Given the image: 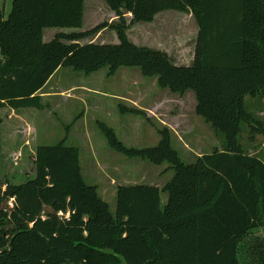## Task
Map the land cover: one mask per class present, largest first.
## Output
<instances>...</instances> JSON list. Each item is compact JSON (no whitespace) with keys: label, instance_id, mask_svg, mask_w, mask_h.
<instances>
[{"label":"trees","instance_id":"1","mask_svg":"<svg viewBox=\"0 0 264 264\" xmlns=\"http://www.w3.org/2000/svg\"><path fill=\"white\" fill-rule=\"evenodd\" d=\"M104 1L118 21L77 31L85 0H13L7 17L0 0V127L3 108L43 109L40 92L61 67L90 74L108 66L109 75L139 67L144 76H157L161 88L193 91L196 113L224 134L225 148L186 163L168 126L158 129L157 145L135 148L99 123L114 150L174 171L162 189L120 186L112 212L85 181L77 146L64 140L39 146L36 176L0 185V264H264V251L253 262L240 258L241 244L264 227V160L239 142L243 123L264 133V121L254 120L245 101L264 93V0ZM166 10L190 12L198 23L191 65L127 35L133 23L152 22ZM47 28L73 31L46 42ZM105 28L117 32L118 43L80 42ZM162 191L168 193L163 208Z\"/></svg>","mask_w":264,"mask_h":264},{"label":"rangeland","instance_id":"2","mask_svg":"<svg viewBox=\"0 0 264 264\" xmlns=\"http://www.w3.org/2000/svg\"><path fill=\"white\" fill-rule=\"evenodd\" d=\"M85 1L83 25L77 31L96 26L97 15L93 12L100 11L97 6L103 8L104 0ZM1 3L7 17L13 0H1ZM58 31L71 32L73 29L47 28L44 41L53 39ZM176 38L184 45L189 44L188 52L193 51L189 41L192 36ZM80 42L112 44L119 39L110 31L103 35L99 32ZM41 95L43 109L1 110L0 185L4 189L7 184H21L34 178L38 147L62 140L79 148L85 181L97 186L99 195L109 203L112 212L116 210L120 186L145 184L162 189L174 174L170 165L154 164L140 157L129 158L114 150L99 127L101 122L111 127L124 145L135 148L157 145L161 139L158 129L168 126L173 131V146L186 163H193L204 153L225 148L224 134L196 113L197 98L193 91L180 95L161 88L157 76H144L139 67L124 66L114 75H109L108 66L90 74L61 67ZM245 101L254 120L263 122L264 93L246 96ZM121 106L137 108L143 113L122 112ZM239 142L245 151L264 160V133H253L249 125L243 123ZM167 200L168 193L162 191V208ZM7 207H13V200L10 199ZM241 246L242 262H253L255 256L264 251V227L256 229Z\"/></svg>","mask_w":264,"mask_h":264},{"label":"crops","instance_id":"3","mask_svg":"<svg viewBox=\"0 0 264 264\" xmlns=\"http://www.w3.org/2000/svg\"><path fill=\"white\" fill-rule=\"evenodd\" d=\"M97 7L100 8V11L94 10L93 12V14L97 15V19H95L97 24L104 22L114 24L118 21V17L108 7L105 1H102L103 8L100 6ZM84 13H86V1ZM126 18L130 22L132 14L127 13ZM187 28L191 29V32H189ZM110 31L115 32L117 35V32L111 28L103 29L100 31V35ZM198 34L199 26L193 14L190 12H180L175 10L160 12L155 16L152 22H136L130 25L127 29V35L132 42L139 46L163 50L167 52L174 63L178 65H191L193 63ZM176 36H192V39L190 38L189 41L193 47V51L191 53L188 52L186 47L189 44L184 45L183 41L176 38ZM186 59L189 61L185 62L184 60Z\"/></svg>","mask_w":264,"mask_h":264},{"label":"flooded vegetation","instance_id":"4","mask_svg":"<svg viewBox=\"0 0 264 264\" xmlns=\"http://www.w3.org/2000/svg\"><path fill=\"white\" fill-rule=\"evenodd\" d=\"M254 231H255V230H254ZM252 233H253V232H252ZM252 233H251V234H252ZM251 234H250V235H251Z\"/></svg>","mask_w":264,"mask_h":264},{"label":"built area","instance_id":"5","mask_svg":"<svg viewBox=\"0 0 264 264\" xmlns=\"http://www.w3.org/2000/svg\"><path fill=\"white\" fill-rule=\"evenodd\" d=\"M13 200V199H12Z\"/></svg>","mask_w":264,"mask_h":264}]
</instances>
